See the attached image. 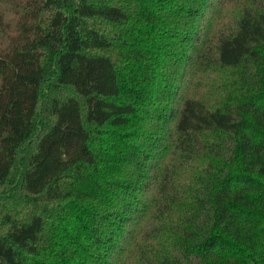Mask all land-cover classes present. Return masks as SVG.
Listing matches in <instances>:
<instances>
[{
    "label": "trees",
    "instance_id": "obj_1",
    "mask_svg": "<svg viewBox=\"0 0 264 264\" xmlns=\"http://www.w3.org/2000/svg\"><path fill=\"white\" fill-rule=\"evenodd\" d=\"M0 264H264V0H0Z\"/></svg>",
    "mask_w": 264,
    "mask_h": 264
}]
</instances>
